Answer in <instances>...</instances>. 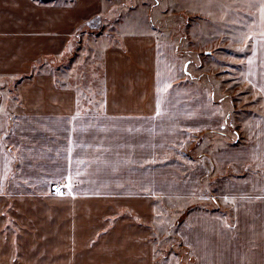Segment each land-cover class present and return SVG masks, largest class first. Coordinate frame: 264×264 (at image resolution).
<instances>
[{
  "label": "crops",
  "instance_id": "crops-1",
  "mask_svg": "<svg viewBox=\"0 0 264 264\" xmlns=\"http://www.w3.org/2000/svg\"><path fill=\"white\" fill-rule=\"evenodd\" d=\"M96 2L0 0V85L15 84L13 106L0 88V254L153 264L155 199L205 188L210 214L180 231L197 264H264V35L243 68L259 112L224 130L233 112L150 33H116L101 88L64 78L76 36L94 34Z\"/></svg>",
  "mask_w": 264,
  "mask_h": 264
},
{
  "label": "rangeland",
  "instance_id": "rangeland-1",
  "mask_svg": "<svg viewBox=\"0 0 264 264\" xmlns=\"http://www.w3.org/2000/svg\"><path fill=\"white\" fill-rule=\"evenodd\" d=\"M56 1L70 4L76 0ZM93 1H97L94 5L99 6L100 12V19L92 21L96 26L92 29L95 35L85 36L81 46L78 45L80 38L76 36L74 48H78V54L61 69L64 78L72 76L82 89L83 85L90 91L93 86L101 88V52L114 41L116 33H150L159 40L173 42L176 52L187 63L188 77L198 85L213 88L216 99L227 111L233 112L227 117L224 130L233 123L243 127L250 113L259 112L260 97L246 84L243 68L254 36L264 35V14L260 10L264 0ZM14 86L13 82L6 87L0 85L1 89L10 92L12 106ZM86 106L90 105L84 102L83 107ZM202 186H209V178L203 180ZM201 190L197 195L155 199L152 241L156 254L153 264H162L170 257L177 258L181 264H197L194 254L183 244L180 231L189 222L190 215L210 214L213 208L211 194L205 188ZM62 192L59 187L52 196L66 197L64 193L60 194ZM126 213L131 214L127 210L119 212ZM12 224L8 217L7 225L12 228ZM21 258H24L23 264H84L78 259L70 261L65 254H59L58 258L56 254H0V264H12L13 260L19 264Z\"/></svg>",
  "mask_w": 264,
  "mask_h": 264
},
{
  "label": "snow or ice",
  "instance_id": "snow-or-ice-1",
  "mask_svg": "<svg viewBox=\"0 0 264 264\" xmlns=\"http://www.w3.org/2000/svg\"><path fill=\"white\" fill-rule=\"evenodd\" d=\"M260 10H261L262 14H264V4L261 5V9ZM69 188H70V185H69ZM60 194H63V193H60Z\"/></svg>",
  "mask_w": 264,
  "mask_h": 264
}]
</instances>
